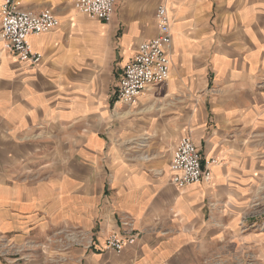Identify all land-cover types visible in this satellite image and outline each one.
Masks as SVG:
<instances>
[{"label": "crops", "instance_id": "0c3cea01", "mask_svg": "<svg viewBox=\"0 0 264 264\" xmlns=\"http://www.w3.org/2000/svg\"><path fill=\"white\" fill-rule=\"evenodd\" d=\"M19 1L60 24L31 36L35 65L0 42V264H212L241 237L264 173V0H117L108 23L74 0ZM163 1L169 76L124 105L115 84L157 34ZM185 135L218 163L209 182L179 188L170 158ZM122 220L136 241L103 249ZM68 228L94 246L51 250Z\"/></svg>", "mask_w": 264, "mask_h": 264}, {"label": "built area", "instance_id": "2783aa9c", "mask_svg": "<svg viewBox=\"0 0 264 264\" xmlns=\"http://www.w3.org/2000/svg\"><path fill=\"white\" fill-rule=\"evenodd\" d=\"M117 0H74V9L91 18L110 22ZM157 34L142 41L123 66L115 84L116 101L131 106L152 86L166 82L170 71L168 50L172 36L166 2L159 3L154 12ZM60 24L59 18L50 8L32 10L22 6L19 0H1L0 42L2 50L18 61L35 65L42 55L34 50L30 42L33 35L48 32ZM215 158L202 160L201 154L189 135L181 137L175 144L170 158V182L182 188L198 182H209ZM121 230L110 232L103 242V249L120 253L128 244H133L138 232L128 220L120 221ZM82 239V237H81ZM2 239H0L1 241ZM89 242V243H88ZM87 248L94 246L88 241Z\"/></svg>", "mask_w": 264, "mask_h": 264}, {"label": "rangeland", "instance_id": "374dc122", "mask_svg": "<svg viewBox=\"0 0 264 264\" xmlns=\"http://www.w3.org/2000/svg\"><path fill=\"white\" fill-rule=\"evenodd\" d=\"M237 234L241 236L237 241L221 243L220 248L217 247L216 250L218 251L212 264H264V173L258 180V186L254 189L248 201L247 209L242 215L237 228ZM57 238L58 240L56 241L47 242L49 246L53 245L51 250L54 248L61 250H74L76 248L90 250V248H87L89 242L83 243L80 241L79 230L77 231L75 228L58 231ZM2 240H5V238ZM2 240L0 241V252L5 249V245H1V243H4ZM10 246L11 244L7 248H10ZM8 253H10V249H8ZM47 261L52 264H58L57 261L61 260L51 258ZM72 262V264H81L79 258H73ZM8 263L13 264L11 262Z\"/></svg>", "mask_w": 264, "mask_h": 264}]
</instances>
